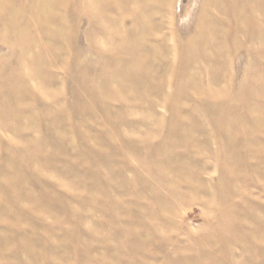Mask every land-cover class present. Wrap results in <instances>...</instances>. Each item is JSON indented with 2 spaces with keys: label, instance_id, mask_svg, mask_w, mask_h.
I'll return each instance as SVG.
<instances>
[{
  "label": "rangeland",
  "instance_id": "374dc122",
  "mask_svg": "<svg viewBox=\"0 0 264 264\" xmlns=\"http://www.w3.org/2000/svg\"><path fill=\"white\" fill-rule=\"evenodd\" d=\"M0 264H264V0H0Z\"/></svg>",
  "mask_w": 264,
  "mask_h": 264
}]
</instances>
